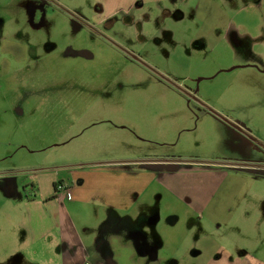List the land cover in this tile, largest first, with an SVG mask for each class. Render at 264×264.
<instances>
[{
    "label": "rangeland",
    "instance_id": "rangeland-1",
    "mask_svg": "<svg viewBox=\"0 0 264 264\" xmlns=\"http://www.w3.org/2000/svg\"><path fill=\"white\" fill-rule=\"evenodd\" d=\"M211 1L183 5L184 20L157 21L155 1L0 0V264L61 262L56 232L49 259L30 245L40 173L43 193L56 175L82 183L69 210L91 252L110 244L114 264H146L126 238L159 244L157 264H232L243 249L264 264V0L235 6L222 23L236 30L218 29L207 44L196 37L221 11ZM164 163L215 181L226 172L217 207L193 216L145 177ZM144 187L154 206L122 239L116 221L96 214L100 198Z\"/></svg>",
    "mask_w": 264,
    "mask_h": 264
},
{
    "label": "crops",
    "instance_id": "crops-1",
    "mask_svg": "<svg viewBox=\"0 0 264 264\" xmlns=\"http://www.w3.org/2000/svg\"><path fill=\"white\" fill-rule=\"evenodd\" d=\"M138 1L140 0H130L132 5L136 4ZM146 1H155L158 5L161 6V8H163V11L157 16V21L163 17H178L179 20H184L187 14L182 7L183 5H190V3L193 2V0ZM257 1L262 0H214V2L211 1L214 4V10L221 11L217 12L218 14H213L212 18H209L208 16L209 19H212L214 21V25L207 29L200 30L199 32H204V34H202L201 36L199 35V37H196L197 40L201 38L206 39L207 44H209V36L215 34L218 29L221 33L227 31L229 32L232 29L236 30V26L234 24H230L226 26V30L224 31L222 22L228 17L235 19L236 14H238L237 7L235 6L241 3H244L248 6L250 5V3ZM151 3L153 4V2ZM161 28H159L161 30L157 29L155 31L154 35L156 37L163 36L165 34L164 31L167 30L166 27L162 25ZM172 36H174V34L171 33L167 37L172 38ZM221 36L222 37L219 40L223 39L224 34ZM194 45L196 46L195 43ZM141 165L153 166V164ZM157 165H162L160 169L157 170L158 173H156L154 170L142 169V171L146 172L145 174L150 175V177H145L149 178L152 183L154 181H158L159 183H161V185L165 188L164 190L169 192L177 200L183 203L185 205L184 207L187 209V212L192 213L193 216H205L206 214L210 213L212 209L216 208L217 203L221 201L218 198L220 197V191L224 188L225 179L228 175L223 170L214 171L215 173H217V177L222 176L218 181H215L216 179L214 175H206L207 172H202L199 169L183 166H179L178 168L174 169L169 167V163ZM41 174L42 173H40L37 178L39 180L37 182V191L33 190L35 194H33L28 203L31 219L29 228L31 241L30 245H40L39 247H41V251L44 253L45 257L49 259V257H51L52 252V249L50 247L51 234L53 232H56L62 242L61 246L58 247L61 250L60 254L62 256L61 262H59V264H114V252L110 244L107 245L108 249L105 253H102L101 250H96V252L93 253L91 252V250L88 248V245L89 243H91V241H93V238L88 239V237H84L83 235H81V232L79 231L80 227L78 219L69 210L68 205L77 203V200L79 201L77 196L75 197V194L71 195V190L74 192L77 189H80L83 186L82 185L80 187L82 183L79 182L78 184L72 179H70L68 180L71 184L70 196H63L62 199L52 198L54 194L53 183L57 180L65 178L59 177L57 175L55 176V178L50 177L49 179L52 183V187L47 192L43 193L44 190L40 182L43 178ZM202 178L205 179L202 180ZM40 192H42L43 194H39L38 196V193ZM120 192L122 193H120L121 195L117 196V202L115 201V199L110 200L109 197H101L100 203H103L105 207L102 206L104 209H97L96 214H99L101 216L103 221L102 224H105V220L110 221L111 219H113L114 221H116L119 227V232H117L116 234H118L119 237L121 236V238L124 239V236H127V234H129L131 225H134L137 219H140L139 217H141V215H146L149 208H152L154 204H150V202H148L152 198L149 197L148 200L147 190L145 189V187L141 191L137 192L136 195L133 196L134 198L126 194V189H123ZM158 195L160 196V198H164V193H158ZM166 199L169 200L170 198L167 196ZM83 200L85 201L82 202H88L91 200V198H86ZM225 202L226 201L222 200V203ZM225 206H227V204H225ZM105 213L107 214L106 218L104 216ZM216 214H218V212H214L213 220L215 218H218V215L215 216ZM156 217L159 218L158 215ZM177 219H173L174 223L177 221ZM217 221H220V218L214 220L215 223ZM113 233L111 234L113 235ZM111 234L109 235V237L111 236ZM126 239L127 246H129L130 248H135L136 246V252H138L137 255L142 256L146 264H157L155 260L157 259V257H159V244L156 245L154 240H149L148 244L154 247V253H151V251H147V255H143V253L146 251H141V249L137 247V244L132 238ZM133 241L135 244L133 243ZM201 251L202 250L198 251L197 253H202ZM234 254L235 253L232 252V255ZM239 255L233 258L231 257L232 260H229V262L232 264H254L253 259L256 257L257 253L255 251L253 252L248 249H243V251L239 252Z\"/></svg>",
    "mask_w": 264,
    "mask_h": 264
},
{
    "label": "flooded vegetation",
    "instance_id": "flooded-vegetation-1",
    "mask_svg": "<svg viewBox=\"0 0 264 264\" xmlns=\"http://www.w3.org/2000/svg\"><path fill=\"white\" fill-rule=\"evenodd\" d=\"M159 24H160V22H159ZM228 37L235 39V40L237 38V36L234 32H231L228 35ZM236 42L239 43V41H237V40H236ZM169 167L176 169L179 167V165L169 163ZM53 186H54V194H53L52 198H59L63 195V191H64L63 189H61V186L64 187L65 190H70L71 184H69L66 179H60V180H57L56 182H54ZM31 189L37 191V184L31 182ZM139 223H140V221H139ZM132 229H135V230L138 229L139 230L140 228H138V226L136 224L135 225L132 224L130 230H132ZM140 249H141V251L144 250L146 252L151 251V253H154L153 251L155 250L153 246H150L147 244L146 245H140Z\"/></svg>",
    "mask_w": 264,
    "mask_h": 264
},
{
    "label": "built area",
    "instance_id": "built-area-1",
    "mask_svg": "<svg viewBox=\"0 0 264 264\" xmlns=\"http://www.w3.org/2000/svg\"><path fill=\"white\" fill-rule=\"evenodd\" d=\"M61 189H63V195L61 197H59L60 199L63 198V196L69 197L70 196V191L69 190H65L64 187L61 186Z\"/></svg>",
    "mask_w": 264,
    "mask_h": 264
},
{
    "label": "water",
    "instance_id": "water-1",
    "mask_svg": "<svg viewBox=\"0 0 264 264\" xmlns=\"http://www.w3.org/2000/svg\"><path fill=\"white\" fill-rule=\"evenodd\" d=\"M158 219H159L158 217H155L153 219V221H152V224H156V222H157ZM143 255H147V252H144Z\"/></svg>",
    "mask_w": 264,
    "mask_h": 264
}]
</instances>
